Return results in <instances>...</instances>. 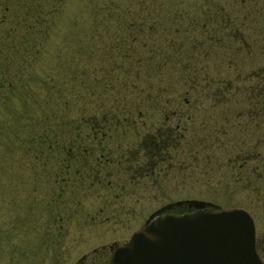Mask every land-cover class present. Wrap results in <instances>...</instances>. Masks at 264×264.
Listing matches in <instances>:
<instances>
[{
    "label": "rangeland",
    "instance_id": "374dc122",
    "mask_svg": "<svg viewBox=\"0 0 264 264\" xmlns=\"http://www.w3.org/2000/svg\"><path fill=\"white\" fill-rule=\"evenodd\" d=\"M228 31L229 48L215 40L209 57L191 47ZM126 50L149 68H169L176 53L208 68L190 90L167 69L129 86L118 68H145L118 65ZM68 62L83 68L80 79ZM262 85L264 0H0V264H79L179 199L244 208L264 232V111L248 96ZM48 112L96 133L100 180L63 174L43 154L33 164L30 132Z\"/></svg>",
    "mask_w": 264,
    "mask_h": 264
},
{
    "label": "water",
    "instance_id": "95a60500",
    "mask_svg": "<svg viewBox=\"0 0 264 264\" xmlns=\"http://www.w3.org/2000/svg\"><path fill=\"white\" fill-rule=\"evenodd\" d=\"M188 210H187V209ZM254 223L243 208L183 199L151 212L115 246L113 264H260Z\"/></svg>",
    "mask_w": 264,
    "mask_h": 264
},
{
    "label": "trees",
    "instance_id": "16d2710c",
    "mask_svg": "<svg viewBox=\"0 0 264 264\" xmlns=\"http://www.w3.org/2000/svg\"><path fill=\"white\" fill-rule=\"evenodd\" d=\"M225 17V16H224ZM229 16H226L225 18H228ZM208 19V18H206ZM205 20V19H204ZM210 20V19H208ZM206 21V20H205ZM212 21V20H210ZM216 21V20H215ZM226 23L230 24L231 19H226L224 20ZM224 21L222 23H224ZM53 23V21L51 23H49V26ZM207 23V22H206ZM219 24V22H217ZM30 28H32V26L30 25ZM149 28L152 27L149 26ZM140 29H135L136 31H139ZM142 30V29H141ZM150 30V29H149ZM238 30V28H237ZM257 30V31H256ZM241 31V30H240ZM143 32V30H142ZM254 32L255 37H252L250 40H248L247 45H252L254 43H257V41L259 40L258 38V32L259 29L258 27H254ZM261 33V32H260ZM228 34H231L230 31H228L226 34L219 35V36H215V33H210L208 34L207 32V36H206V44L201 41V40H196L192 41L191 43V47L194 46L193 48L196 47V49L199 48H205V46H207L206 50L203 49V56H205L207 54V56H210V51L211 48H213L215 42L218 43V41H220V44H218V48L219 46H223L225 48H229V38ZM233 36V35H232ZM257 37V38H256ZM95 39V38H94ZM218 40V41H215ZM92 42V41H91ZM92 44H95V41L92 42ZM91 45V44H90ZM121 46V45H120ZM240 49L242 47H244L243 45H239ZM90 50H86L83 54L86 55H93L95 53L94 47L92 45V47H90ZM144 48V42L141 45V49ZM210 48V49H209ZM238 48V46H237ZM83 49H85V47H83ZM147 49V48H146ZM37 50V49H36ZM82 52V46L78 45V44H74L73 46V50H72V56L76 57L75 54L80 55ZM119 62L118 65L121 66H125V64H128V67L131 65V61L128 63L127 60L125 59H130L132 58V61L135 64H138V66L145 68L144 70H128V69H120L118 68V74L122 73V72H126V74L129 77H132L131 81H129V86L134 84V80L135 78H139V76H142L144 74H147L148 72L151 71H155V70H160L158 72H154L155 74H162V71H164L163 69H167V70H171L173 72H177L175 74H177L176 79L173 78L175 80V82H179L183 85H187V89H192L195 88V86L192 83H195L196 78H198L196 73V70H203V71H207L206 69L208 68L207 65L205 64H196L194 66L193 62L191 61V59H193V56L191 55H186L184 57H182L181 59H179V54L176 53L175 57H171V63L172 65L167 68V65H163L162 63H158L155 66L160 67V69H156V68H149V64L147 61V57L142 60L143 56H140L136 59L134 57V55H131L127 50L126 51H120V53L117 54ZM169 55H166V58ZM206 56V57H207ZM205 57V59H206ZM71 59V58H70ZM164 58L162 57V59H160L158 62L163 61ZM74 61V59H71V63ZM69 63L70 66V74H71V80H77L80 79V77L82 76V74H84V70L82 67H80L78 64H76V62L78 63L79 60L78 58L76 59L75 65L72 66ZM200 61L198 60V63ZM228 66H235L232 63H227ZM148 72H147V71ZM145 71V72H143ZM169 74V72H168ZM260 73L256 74L259 75ZM206 76V75H205ZM208 78L203 77V80H207ZM209 84L213 83V80H209L208 79ZM191 83V85H189ZM178 84V83H177ZM219 86V84H218ZM264 87V85H262ZM75 86L70 88V91L73 92V95L76 96V98H80V92H75ZM263 88H255V92L253 93H248V96L251 95V98H255V102L253 104H255V109H259L261 106L263 108L264 111V98L262 97V95H264L263 92ZM69 92V89H68ZM67 92V93H68ZM189 92V91H188ZM187 92V93H188ZM235 92V91H234ZM237 92V91H236ZM240 93V90H239ZM261 95V96H260ZM210 98H214L213 96H209ZM66 104V100L64 102V105ZM42 106V105H41ZM259 108H258V107ZM81 108V107H80ZM79 108V109H80ZM254 109V110H255ZM261 109V108H260ZM81 110V109H80ZM250 110H252V108H250ZM62 114V113H61ZM60 113L54 114V113H44V115H40V119H39V125H37V129H32V131L30 133H32L31 136V143H33L34 148H31V159H33V164H38V162L42 159L40 154H43L44 157H50L49 162L51 163H56L60 169H62V173L63 174H68L69 169L73 171V174L76 178H78L79 181H81L85 176L86 177H91V178H97V176H99V173L96 171L97 170V165H95V160L97 159L96 156H93V154H96V152L98 153V149H95L93 152V148L94 146L97 144L95 137L96 133H94L93 135H89L88 133L90 131H88V133H83L80 135L78 128H71L70 126V118L68 120H66V117L62 116ZM66 116V114H64ZM68 117V116H67ZM98 118H94V120L91 122L90 127H95L96 121ZM102 119V117H101ZM104 120V119H103ZM97 127V126H96ZM36 132V133H35ZM93 136V137H92ZM91 138V139H90ZM93 138V139H92ZM101 140V138L99 139V141ZM46 144V145H44ZM50 145H54L56 146V149L50 148ZM65 145H70V152H71V156L67 157L66 155H64V150H63V146ZM44 152H46V154H44ZM54 154V155H52ZM42 167H44V165H42ZM66 177V176H63Z\"/></svg>",
    "mask_w": 264,
    "mask_h": 264
},
{
    "label": "flooded vegetation",
    "instance_id": "af4514ba",
    "mask_svg": "<svg viewBox=\"0 0 264 264\" xmlns=\"http://www.w3.org/2000/svg\"><path fill=\"white\" fill-rule=\"evenodd\" d=\"M55 147L56 146H54V145H50V148L56 149ZM70 148H71L70 145L63 146V150L65 151L64 155H66L67 157L71 156ZM103 151H104L103 146H100L98 148V153L93 155V156L97 157V159L94 162H95V165H97L96 171L99 174L101 173L100 172L101 171V158L103 156ZM151 154H153V153H151ZM52 155H54V154H52ZM67 178L69 179V177H67ZM93 179H94V177L92 178V180ZM95 179L100 180L101 179L100 175L97 176V178H95ZM254 246H255L256 253L260 259V264H264V232L257 234L256 227H255ZM107 248H108V250H106V249L103 250L104 248L93 249L92 254L83 256V258H85V259L88 257H90V259L84 260V261L80 260V261H78L79 264H104L103 262L106 260H108L107 264H113L111 261V257H112V251H113L114 247H112V245H109Z\"/></svg>",
    "mask_w": 264,
    "mask_h": 264
}]
</instances>
